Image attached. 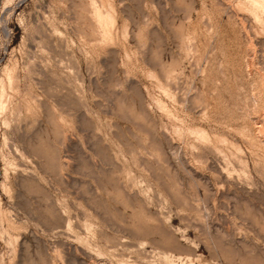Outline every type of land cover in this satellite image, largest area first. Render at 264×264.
<instances>
[{"label":"rangeland","instance_id":"374dc122","mask_svg":"<svg viewBox=\"0 0 264 264\" xmlns=\"http://www.w3.org/2000/svg\"><path fill=\"white\" fill-rule=\"evenodd\" d=\"M0 264H264V0H0Z\"/></svg>","mask_w":264,"mask_h":264},{"label":"bare ground","instance_id":"6f19581e","mask_svg":"<svg viewBox=\"0 0 264 264\" xmlns=\"http://www.w3.org/2000/svg\"><path fill=\"white\" fill-rule=\"evenodd\" d=\"M2 97H0V108H1Z\"/></svg>","mask_w":264,"mask_h":264}]
</instances>
